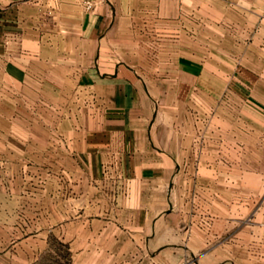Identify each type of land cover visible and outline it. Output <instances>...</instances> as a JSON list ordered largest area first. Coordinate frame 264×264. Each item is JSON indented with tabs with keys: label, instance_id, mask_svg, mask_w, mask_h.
<instances>
[{
	"label": "crops",
	"instance_id": "0c3cea01",
	"mask_svg": "<svg viewBox=\"0 0 264 264\" xmlns=\"http://www.w3.org/2000/svg\"><path fill=\"white\" fill-rule=\"evenodd\" d=\"M180 9L178 0H0L4 73L34 83L51 108L65 111L66 138L83 163L77 169L106 211L96 219L125 264H229L208 218L202 224L171 192L187 170L212 166L190 163V154L185 164L190 142L185 150L182 122L165 110L211 97L214 81L234 76L264 116V6H255V68L227 73L181 52ZM207 137L199 158L211 153Z\"/></svg>",
	"mask_w": 264,
	"mask_h": 264
},
{
	"label": "rangeland",
	"instance_id": "374dc122",
	"mask_svg": "<svg viewBox=\"0 0 264 264\" xmlns=\"http://www.w3.org/2000/svg\"><path fill=\"white\" fill-rule=\"evenodd\" d=\"M178 4L181 52L218 72L255 68V6L264 0ZM3 66L0 57V264H125L122 247L96 219L106 211L92 202L91 179L77 169L83 163L66 138L65 111L51 108L34 83L7 77ZM248 87L234 76L214 81L211 97H191L164 114L182 122L176 128L185 150L190 142L185 164L190 154V163L212 166L187 170L171 192L202 224L208 218L212 243L229 264H264V116L247 104ZM207 136L211 156L199 158Z\"/></svg>",
	"mask_w": 264,
	"mask_h": 264
}]
</instances>
